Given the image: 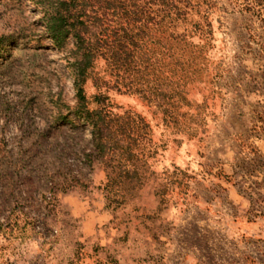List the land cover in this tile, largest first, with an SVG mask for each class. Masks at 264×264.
<instances>
[{
	"label": "rangeland",
	"instance_id": "obj_1",
	"mask_svg": "<svg viewBox=\"0 0 264 264\" xmlns=\"http://www.w3.org/2000/svg\"><path fill=\"white\" fill-rule=\"evenodd\" d=\"M191 1L85 84L149 125L120 184L69 114L73 46L0 0V264H264V0Z\"/></svg>",
	"mask_w": 264,
	"mask_h": 264
},
{
	"label": "trees",
	"instance_id": "obj_2",
	"mask_svg": "<svg viewBox=\"0 0 264 264\" xmlns=\"http://www.w3.org/2000/svg\"><path fill=\"white\" fill-rule=\"evenodd\" d=\"M43 13L42 27L59 52L70 49L73 62L76 106L70 113L91 128L90 158L115 174V182L133 183L139 176L138 162L143 143L149 141V125L135 114H114L101 96L91 109L85 91L95 61L109 55L115 61L127 56L135 38L166 20H177L192 6L191 0H31ZM153 29V28H151ZM136 31V32H135ZM121 34V35H119ZM7 38L0 37V49ZM40 42V40H38ZM124 61V60H123ZM68 121L69 116L62 115ZM130 167H133L131 170Z\"/></svg>",
	"mask_w": 264,
	"mask_h": 264
}]
</instances>
